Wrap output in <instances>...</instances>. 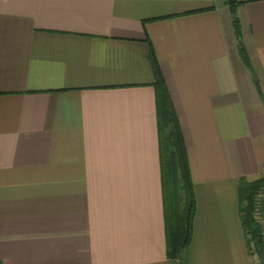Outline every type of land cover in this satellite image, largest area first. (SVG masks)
<instances>
[{
  "label": "crops",
  "instance_id": "obj_1",
  "mask_svg": "<svg viewBox=\"0 0 264 264\" xmlns=\"http://www.w3.org/2000/svg\"><path fill=\"white\" fill-rule=\"evenodd\" d=\"M227 2L0 0V264H251L239 188L264 177V0ZM152 47L196 195L181 258Z\"/></svg>",
  "mask_w": 264,
  "mask_h": 264
},
{
  "label": "trees",
  "instance_id": "obj_2",
  "mask_svg": "<svg viewBox=\"0 0 264 264\" xmlns=\"http://www.w3.org/2000/svg\"><path fill=\"white\" fill-rule=\"evenodd\" d=\"M236 4H230V6L234 8ZM234 25L240 37L238 18L235 19ZM241 53L245 64L251 68V61L245 49H242ZM150 60L157 77L156 108L160 131L159 146L164 186L167 252L171 258H181L193 237L197 209L196 195L180 119L177 117L153 47L150 51ZM239 197L240 217L248 244H253L257 251L260 248L264 250V177L254 181L242 178Z\"/></svg>",
  "mask_w": 264,
  "mask_h": 264
},
{
  "label": "rangeland",
  "instance_id": "obj_3",
  "mask_svg": "<svg viewBox=\"0 0 264 264\" xmlns=\"http://www.w3.org/2000/svg\"><path fill=\"white\" fill-rule=\"evenodd\" d=\"M235 11L236 10H233L231 13H232V15H231V17H232V21H233V23H234V21H235V19H237V14L235 13ZM229 15H230V13H229ZM225 19H226V21H225V25H226V28L228 27V25H229V21H228V18H226L225 17ZM241 56H242V58H243V55L241 54ZM260 215V214H259ZM249 253H250V256H251V261H252V259L254 260L253 261V264H257V262L256 261H259L258 263L259 264H261L260 263V259H259V254H258V251L256 250V248L253 246V244H249Z\"/></svg>",
  "mask_w": 264,
  "mask_h": 264
},
{
  "label": "water",
  "instance_id": "obj_4",
  "mask_svg": "<svg viewBox=\"0 0 264 264\" xmlns=\"http://www.w3.org/2000/svg\"><path fill=\"white\" fill-rule=\"evenodd\" d=\"M227 3L235 4V3H238V2H237V0H228ZM258 253H259L261 264H264V250L262 248H260Z\"/></svg>",
  "mask_w": 264,
  "mask_h": 264
},
{
  "label": "built area",
  "instance_id": "obj_5",
  "mask_svg": "<svg viewBox=\"0 0 264 264\" xmlns=\"http://www.w3.org/2000/svg\"><path fill=\"white\" fill-rule=\"evenodd\" d=\"M259 218L261 219V216H260V215H259ZM259 259H260V257H259ZM253 261H254V260L252 259L251 264H253ZM256 262H257V264H259V263H258L259 261H256ZM260 263H261V261H260Z\"/></svg>",
  "mask_w": 264,
  "mask_h": 264
}]
</instances>
